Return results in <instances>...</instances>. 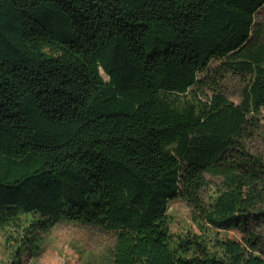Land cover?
<instances>
[{"label": "trees", "instance_id": "1", "mask_svg": "<svg viewBox=\"0 0 264 264\" xmlns=\"http://www.w3.org/2000/svg\"><path fill=\"white\" fill-rule=\"evenodd\" d=\"M262 10L0 0V230L22 228L25 244L61 223L99 227L115 234L113 264H264V160L248 146L264 109ZM229 74L251 78L237 104L220 91ZM207 177L222 186L205 205ZM176 199L227 237L175 239Z\"/></svg>", "mask_w": 264, "mask_h": 264}, {"label": "rangeland", "instance_id": "2", "mask_svg": "<svg viewBox=\"0 0 264 264\" xmlns=\"http://www.w3.org/2000/svg\"><path fill=\"white\" fill-rule=\"evenodd\" d=\"M262 24L260 43L264 44V10L257 17ZM251 82L249 76L229 74L222 82L220 89L230 101L239 103L242 93ZM203 92L211 96L209 88ZM261 126L252 141L248 143L249 150L264 160V109L262 110ZM209 181L200 199L204 204H210L217 195L222 183L219 179L207 177ZM171 235L175 239L203 238L210 247L216 238L224 239L227 234L211 229L201 218L200 212L182 200H173L169 209ZM256 233L264 241V228L255 227ZM229 236H237L231 232ZM28 240L38 241L35 252L24 255L19 247H31L30 242L23 244L26 233L22 228L15 227L0 230V264H113L112 250L115 246V234L99 227L83 223H61L49 233H38Z\"/></svg>", "mask_w": 264, "mask_h": 264}]
</instances>
